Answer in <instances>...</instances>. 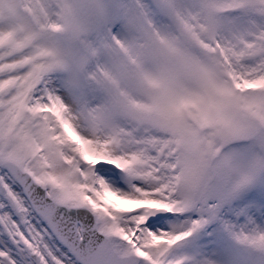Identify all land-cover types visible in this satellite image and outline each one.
<instances>
[{
    "label": "snow or ice",
    "instance_id": "1",
    "mask_svg": "<svg viewBox=\"0 0 264 264\" xmlns=\"http://www.w3.org/2000/svg\"><path fill=\"white\" fill-rule=\"evenodd\" d=\"M0 236V264H264V0H0Z\"/></svg>",
    "mask_w": 264,
    "mask_h": 264
},
{
    "label": "rangeland",
    "instance_id": "2",
    "mask_svg": "<svg viewBox=\"0 0 264 264\" xmlns=\"http://www.w3.org/2000/svg\"><path fill=\"white\" fill-rule=\"evenodd\" d=\"M129 4L134 3L135 0H127ZM16 188V191L20 192L21 195H24L22 189L18 185H14ZM14 219H18V217H14ZM35 223V221H33ZM238 223L243 222V217H240L239 220L237 221ZM41 225L45 226L46 225L41 221ZM211 228L209 229V231ZM50 232V231H49ZM4 236H0V250H3L4 247ZM46 241L49 242L50 248L53 250L54 254L58 252V254L63 257L65 255H70V253L67 251V249L60 244L57 239L52 235L51 237L46 236L45 237ZM208 237L206 235H198L194 234L193 237L188 238V240L181 242L175 249L177 255H183L186 253H190L193 250V244L196 242H199L201 246L205 248L207 251H214L218 255L214 258H219V259H227V254H226V248L230 245L233 244L232 241L225 239L224 241L218 242L216 245H212L207 243ZM9 245H11V241H8ZM11 247L14 249L15 245H11ZM238 247V246H236ZM242 251V250H241ZM13 255L15 256L16 253L13 252ZM32 264H35V262L32 259Z\"/></svg>",
    "mask_w": 264,
    "mask_h": 264
},
{
    "label": "water",
    "instance_id": "3",
    "mask_svg": "<svg viewBox=\"0 0 264 264\" xmlns=\"http://www.w3.org/2000/svg\"><path fill=\"white\" fill-rule=\"evenodd\" d=\"M61 211H63L65 216L72 221L83 220L84 218H92V214L85 208L72 210L61 209Z\"/></svg>",
    "mask_w": 264,
    "mask_h": 264
}]
</instances>
